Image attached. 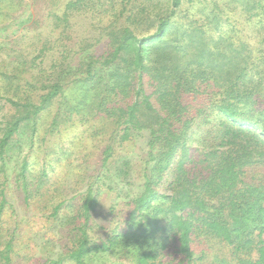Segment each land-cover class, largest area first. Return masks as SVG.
Instances as JSON below:
<instances>
[{"label":"trees","instance_id":"1","mask_svg":"<svg viewBox=\"0 0 264 264\" xmlns=\"http://www.w3.org/2000/svg\"><path fill=\"white\" fill-rule=\"evenodd\" d=\"M18 3L0 0V16L10 18ZM231 11L256 18V40L222 29ZM85 12L107 20L99 37L78 41L69 18ZM48 17L58 36L30 41L31 52L12 38L18 25L0 31L8 38L0 44V264H87L126 242L141 245L120 264H200L198 239L221 242L231 264H264V0H68ZM56 99L46 133L57 132L68 115L89 123L94 135L107 132L103 165L116 144L147 133L145 164L152 168H144L126 219L152 218L154 243L139 240L148 233L140 223L94 239L99 198L89 183L67 210L69 226L56 231L57 241L43 239L37 258L20 247L8 149L25 129L32 135L41 126ZM129 168L125 160L118 169L124 179ZM33 179L23 156L14 181L25 203ZM6 207L12 215L5 220Z\"/></svg>","mask_w":264,"mask_h":264},{"label":"rangeland","instance_id":"2","mask_svg":"<svg viewBox=\"0 0 264 264\" xmlns=\"http://www.w3.org/2000/svg\"><path fill=\"white\" fill-rule=\"evenodd\" d=\"M66 1L68 0H20L21 7L18 3L10 18L5 19L0 16V31L11 25H18L20 29L12 38H17L24 52H31L30 41L34 40L39 45L45 38L54 39L58 36L59 29L55 30L50 24L51 18L48 14L49 10L62 8ZM3 8L0 6V13L4 12ZM100 18L89 12L74 15L69 18L70 33L78 41L85 38L93 40L99 37V27L103 26L107 20L105 18L100 22ZM227 20L228 24L223 26V30L232 29L236 37L256 40L258 32L256 18L247 21L231 11L227 14ZM7 39L0 35V44ZM72 41L74 39L67 40L66 44L73 47ZM102 47L103 43L99 42L95 49L100 51ZM0 57H4V53H0ZM46 61L48 64L47 58ZM73 93L74 91L66 92V94ZM57 101L58 99L51 105L49 114L43 117L41 126L32 133L33 136L29 128L25 129L19 136V145L13 142L15 148L11 145L12 147L8 149L10 159H7L6 167L10 184L9 199L14 200L18 212L16 220L20 222L18 229L20 247L36 257L39 254L37 245L43 239L53 236V240L57 241L59 236L56 231L69 226L65 222L67 210L75 204L78 195L89 183H92V189L99 198L92 215L94 226L91 235L94 239L105 238L107 233L116 226L133 225L136 228L140 223L141 227L148 230V233L139 240L154 243L157 238L152 218L140 217L137 224H133L136 220L126 219L130 211L127 202L142 189L144 168L147 167V172L152 168V162L145 164V159L148 157L147 133H133L128 141L121 145L116 144L115 155L110 159L111 161L103 165L102 151L106 144L107 132L102 133L99 130L94 135L89 123L83 124L75 118L71 120L68 115L66 116L68 122L60 126L57 132L46 133V123H49L59 106ZM6 110L4 107L3 112ZM30 139H32L31 144H29ZM23 156H27L28 167L34 177L27 187L30 193L27 203L23 201L24 192L21 189L17 190L18 185L14 181ZM125 160L129 162L130 168L128 176L124 179L118 169L122 167V162ZM43 170L46 172L45 175ZM58 202L62 203V207L59 214L53 217L51 213ZM11 215L10 208L6 207L3 218L9 219ZM1 235L5 236L3 233ZM140 245V243L130 242L120 244L110 254L100 253L98 256H89L87 264L127 263L126 255L135 253V248ZM193 248L195 258L202 254L200 251H203V257L198 262L200 264H231L228 261L232 259L227 257L228 248L218 240L206 243L198 239ZM55 251L59 253L62 250L56 248Z\"/></svg>","mask_w":264,"mask_h":264}]
</instances>
